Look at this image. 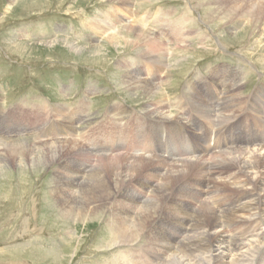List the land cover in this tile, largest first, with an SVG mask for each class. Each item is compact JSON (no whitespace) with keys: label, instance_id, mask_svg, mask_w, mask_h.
<instances>
[{"label":"rangeland","instance_id":"rangeland-1","mask_svg":"<svg viewBox=\"0 0 264 264\" xmlns=\"http://www.w3.org/2000/svg\"><path fill=\"white\" fill-rule=\"evenodd\" d=\"M17 1L0 0V124L5 129L18 130L20 125L17 121H12L11 116L17 114L16 116L34 117L35 125L26 121L28 128L25 129L28 131L19 130L18 133H9L8 139L26 142L29 148L35 150L36 147L43 148L47 143H65V141L70 143L76 140L77 148L92 150L94 147L93 151H97L95 148L99 142L104 143V153L115 155V158L113 160L111 156L107 158L111 168L105 167L104 164H107L105 162H101L103 163L101 167L106 170L105 176L109 179L107 183L116 193L114 197H117V200L114 202L115 198L112 199V204H109L112 207H108L110 210H107L106 215H104L106 207L101 204L94 211L96 213L92 215L93 217L84 216L83 220L77 219L78 222L75 221L76 219L73 222L74 212L66 214L62 205L64 202L62 199L65 198L61 194L63 191L60 193L56 189L59 176L66 174L62 165L73 162V167L86 166L84 169L88 171L99 163L96 156L84 158L82 157L84 154L77 150H67L69 154L67 152L63 154L62 162L61 160L55 162L47 170L39 173L23 170L22 167L26 165L24 163L0 171V264H114L115 258H121L122 251L127 249L131 250L130 253L135 259L140 257L138 259L140 264H150L145 258L138 256V252L145 253L151 247L155 249L151 231L160 219L161 222L168 218L172 221L174 213L170 215L166 211L168 200L163 204L161 202L162 214H155L147 222V227L150 229L147 228L138 241H134V244L129 246H113L111 239L114 235L107 219L117 207L120 209L125 206L127 209L128 205L137 206L138 203L125 201L123 192L125 189L129 191L130 188L136 187L138 181L144 183L148 180L145 169L142 173L134 175L121 173L125 181L117 185L115 177L120 174L115 175V173L123 171L128 166L125 164L129 163L127 159L134 155L150 157L159 154L165 158L166 163L180 160L185 156L194 158L191 154L198 155L195 144L192 147L194 151L185 149L182 145H175L167 155L164 152L166 136L164 125L169 127L167 139L180 142H182L180 124L192 130L194 127L192 132L194 143L200 142L202 145H204L203 140L214 130L217 133H227L233 127H235L234 131L237 130L238 126L229 123L238 116L241 117L239 123L252 122L253 119L248 116L247 111L260 123L261 128L264 126L262 115L260 113L255 115L254 110H250L249 107L250 99L256 97L253 91L259 86H264V26H262L264 12H258L257 8L264 4V0H130L133 5L127 7L118 0H38V2L31 0L34 3L30 2L28 6H20ZM249 8H253V13H249ZM124 12H126L124 15L126 21L144 25V32L149 37L161 38L160 41L162 40L164 46L159 50L161 53L159 55L166 56L169 67L163 64L155 67L152 60L141 52L142 47L148 45V38L141 43V48H126L123 49L126 51L122 50L119 53L115 49L98 61L71 55L60 47L53 49L48 44L52 38H68L70 42L82 47L91 43L105 44L106 49L111 50L113 48L106 39L114 30L110 29L102 35L96 28L101 26L106 29L110 24L117 22L116 15L119 16ZM95 23L98 25L93 28ZM124 24L118 26L119 28L116 27L115 32L123 31ZM233 34H236L237 38L232 36ZM18 38L29 47L17 51L10 49L12 42ZM221 68L225 71L218 75ZM131 70L141 72V77L147 81H155L161 86L158 99L161 98L160 100L165 103L168 113L176 116L174 120L163 119L157 115H146L144 109L153 100L143 102L140 96L130 98L129 93L128 96L126 95L125 92L129 90H125L128 87L124 85L123 75L125 71ZM233 71L240 75V81L236 82L240 84H236L235 87L231 86L233 81L230 86H226L225 83L226 88L223 89L225 86L222 85L221 80ZM154 72L156 75H152ZM215 84L217 87H214ZM242 89L244 91L242 101H245L251 93L245 109L227 124L222 126H218L217 123L209 124L212 131L208 132L206 129V136L199 135L200 133L196 131L199 124L205 126L202 123L204 119L195 112L187 93L208 100V94L212 92L214 100L211 99V102L213 105L221 103L219 104L221 110L225 108L228 94L232 90L236 92ZM261 97L262 95H259V98ZM82 99L87 100L84 107H80ZM114 104L127 109L128 113L122 111L117 113L113 110ZM59 105L69 108L68 114L73 113L75 117L69 118L66 111H63V116L60 117L56 111H53V107ZM148 123L147 130L143 131L142 127H146ZM48 128L51 129L46 132ZM238 129L240 130V127ZM145 132H149V137L144 138ZM45 135L50 136L43 137ZM122 136L125 141L121 140ZM236 136L239 135L236 133ZM0 139H2L0 152H3L8 139L2 136ZM112 139L118 141L114 142ZM132 140L136 144H130L133 143ZM241 141L245 143V140ZM192 142L193 138L188 136L187 146L191 147ZM160 145L163 148H159ZM214 148H217V152L220 150L217 154L219 155L225 149L228 151L230 147ZM183 149L189 153L185 151L183 153L187 155H181ZM0 156L3 157L4 154ZM151 166L150 164L149 168ZM231 169L222 168V172L216 174V177L225 178L233 171ZM25 170L26 174L23 172ZM83 171L85 173V170ZM85 177L81 180L85 181ZM182 180L184 181L185 177ZM159 181L162 182V178ZM207 191L211 193L210 189ZM145 192V197L151 195V191ZM238 193L233 189H222L221 195L218 196L220 199L214 198L218 199L217 202L221 203V206L224 203L225 207L232 206L229 204L239 202L240 193ZM143 197L139 198L138 195L135 199L144 200ZM66 204L70 210L69 203ZM200 204L197 206L199 207ZM81 215L76 217L79 218ZM162 229L166 233L174 231L168 224ZM68 231L76 234L77 237L70 239L66 235ZM56 252L59 255L53 259L49 253ZM227 260L230 261V257Z\"/></svg>","mask_w":264,"mask_h":264},{"label":"bare ground","instance_id":"bare-ground-1","mask_svg":"<svg viewBox=\"0 0 264 264\" xmlns=\"http://www.w3.org/2000/svg\"><path fill=\"white\" fill-rule=\"evenodd\" d=\"M35 1L38 2V0H34V2ZM118 1L125 4L126 7L133 5L132 3H130V0ZM17 2L20 6H28L32 1L18 0ZM257 8L258 12H264V4L259 5ZM248 10L249 13H253V8H249ZM125 14L126 12H124V14H120L119 16L116 15L118 23L114 22V24H110L106 29L102 28L101 26L96 28L97 30H100L99 33L102 35L107 31L109 32L110 29L114 30L106 39L107 43H109V45L113 48L111 50H107L105 44L92 45L91 43V45L89 46L85 45L86 47H82L80 45H77L75 42H70L71 40L69 41L67 37V39L52 38L50 41L47 40L48 44L53 49L60 47L62 48V50L65 49L71 55L84 57L86 60L93 59L98 61L102 56L109 54L115 49L118 53L126 48L137 49L140 47L141 43L148 38V45L142 47V51L141 49L139 50L146 57H149L150 60H152V62L155 64V67H158L159 64H163L164 66L168 65L169 67L170 64L169 62H167L166 56L159 55L161 54L159 53V50L162 46H164L162 40L160 41L161 38L149 37L148 34L144 32V25L142 26L138 23L137 25L129 23L128 21H126V18L124 16ZM256 21L255 24L257 23ZM122 24H124V26H122L123 31H119L118 29L119 32H115L116 27H121ZM97 25L98 23H95L93 25V28ZM262 26H264V22L262 23ZM168 30L170 32V29ZM178 35H176L175 37L177 38ZM232 36L237 38L236 34H233ZM63 37L65 38V35ZM118 39L120 41H118ZM21 41L18 38V40L12 42L14 48H12V45H10V49L17 51L29 47ZM46 47H48V45H46ZM257 47H259V45ZM156 69L157 68H155V70ZM222 71H225V69L221 68L218 72V75L222 73ZM125 72L126 73L123 75L124 85H127L128 88H126L124 85L123 86L124 88H126L125 90H129L125 92L126 95L128 96L129 93L130 98L133 96H140L141 99H143V102L153 100L152 103L149 102L150 104H147L144 109L145 113H147L146 115H157L158 117H161L163 119H175L176 116H174L172 113L170 114L167 112V108L164 105L165 103L160 100L161 98L158 99V96L161 93V86L157 82L147 81L144 77H141V72H137L135 70ZM152 75H156V72H154ZM223 78L224 79L221 80L223 86H225V83L227 84L226 86H230V83L232 81L233 83L231 84V86H235L237 84L236 82L240 81V75H238L235 71H233L232 73H228L227 77L224 76ZM226 86L223 87V89L226 88ZM214 87H217V84H215ZM243 89L241 91L235 90L236 92L232 90V92L228 94V101L224 106L225 108H222L221 110L219 109V104L221 103H219L218 105H213V103L211 102V99H213L212 92L208 94V100H202L200 97L193 93L187 94L190 98L191 104L195 109V112L199 116H201L207 123L211 122L208 123L210 125H214L217 123L218 126H222L223 124H227L228 122L233 120L241 110L245 109V106L250 99L249 95L251 93L248 95V98L245 101H242L244 99V96L242 95L244 92ZM263 89L264 86H259L255 89V91H253L256 97H253V100L252 98L250 99L249 107L250 110H254L255 115L257 113H260L262 115V119L264 120ZM130 91L137 92L130 93ZM220 91H222V89ZM219 94L220 93L217 92L218 96H220ZM259 95H262V97L259 98ZM80 101V107H84L87 100L85 101V99H82ZM114 107L115 108L113 110L117 111V113L119 111H122L123 113L127 112V109H124L118 104ZM45 109H47L46 106ZM68 109L69 108L64 107L63 105L53 107V111H56L60 115V117L63 116V111H66L69 118L75 117L73 116V113H71L70 115L68 114ZM34 119L35 118H33L32 120ZM19 120L20 121L18 122L21 123L19 126L20 129L18 130L10 128L5 129V127L0 124V136H2L4 139H8L9 133H18L19 130L25 131V128H28L25 116H21ZM27 121L31 123V121H29V118H27ZM176 124L178 125V123ZM234 128L235 127L230 128V130L227 131V137H225L222 141H217V147H219L220 142L225 143L237 137L235 133L236 130H233ZM50 129L51 128H48L46 132L50 131ZM236 129L239 130L238 127ZM116 133L117 131L114 134L116 135ZM138 133L139 132H137V134ZM250 134L253 135L254 132ZM47 136L50 135H45L43 137ZM123 138L124 136H122L121 140ZM113 141H118V139ZM123 141L125 140L123 139ZM76 142V140H72L70 143L66 141L65 143H47L43 148L40 149V147H36L37 150H35L29 148L26 142L9 138L7 141V146L4 147L3 150L1 149L3 152H0V155L4 154L3 157L0 156V171L24 163L26 165L22 167L23 170L26 169L35 173H39L43 170H47L51 164L60 161L63 157V154L70 149L71 151L77 150L82 152L84 154L82 155V157L84 158L96 156L99 159V163L95 166H92L91 169L88 170L89 172L86 171L87 169H84L86 166H83L82 168L75 165V167H73V162H71V164L69 162H66L65 164L62 163V169L65 170L66 174H61V176H59L60 180L56 181V189L57 192L60 193L61 191H63L61 194L62 197L65 198L61 199L64 201L62 205L66 214H72L74 212L73 222L75 219L76 222H78L77 219L83 220L84 216L89 217L90 215V217H93L92 215L96 213L94 211L100 206V204L106 207L104 213V215H106L107 210L111 206L109 204H112V199L115 198L114 196H116V193L107 183L108 178L105 176L106 170L104 171L103 166L101 167V165H103V163L101 162L107 163L104 164V166L111 168V165H109L110 161L107 158L108 156H111L110 158L113 160L115 158V155L104 153V143L99 142V144L96 146L97 148H95L97 149V151H93L94 147L92 148V150H88V148H77ZM131 142L133 143L130 144H136L133 140ZM239 143L245 145L249 144L250 142L245 141V143H243L241 141ZM194 144V147L196 148L195 151L198 152V155H194V158L185 156L180 160L174 158L177 161H167L166 163L165 158H163L159 154L150 157H146L143 155H134L130 156V159H127V161L129 160V163H125L128 164V166L123 169V171L120 170L117 171V173H115L116 171H113L115 175L120 174L115 177L117 185L125 181V178L121 173H125L124 175H134L136 173H142L146 169V176H148V180H145L146 182L144 181L143 183V181H138L136 187L130 188L129 191L128 189H125L123 192V199L125 201H129V203L134 204L138 203V205H133L132 207H129L130 205H128L127 209L125 208V206L124 208L120 209H117V207L113 212H111L110 217L107 219L108 226H110L111 232L114 235V238L111 239V242H113V246H129L133 245L134 241H138V238L141 237L144 231L148 228L147 222L150 221L155 214H162L163 208L161 202L163 204L168 200L169 203L166 204V211H168L170 215L174 213V215L172 216V218H174L172 220L173 222L169 221L170 219L168 218L169 220L165 219L164 222H161L160 219V222L155 224V227L151 231V235L153 236V239L155 241L153 243L155 249L150 246L151 249L149 251L146 250L145 253L138 252V256H142L143 258H145V261L150 262V264H264V140L259 139L258 141H255L254 139V146H228L230 147L228 151L225 149V151H223V153H220L219 155L217 154L220 152V150H218L217 152V148L211 149L210 146H206L205 144L202 145L200 142ZM159 148L163 147H161L160 145ZM185 151L186 153H189V151L183 149L181 150L180 154L187 155L183 153ZM212 152L217 153L213 154ZM67 154L69 153L67 152ZM150 164L152 165L151 168H149ZM224 167L225 169L226 167H228L229 169L232 168L233 171H231V173L228 174V176H226L225 178H221L219 176L216 177V174L222 172V168ZM26 170L23 171L24 174L27 173ZM83 170H85V173ZM198 173H201V175H198ZM8 175H6V177ZM84 176H86V179L85 181H82L81 178ZM176 177H178L179 179H175ZM184 177L185 180L183 181L182 179H184ZM160 178H162V182L159 181ZM209 189L211 193H207V190ZM222 189H233L234 191L239 192V202L229 204L232 206L225 207V203L223 206H221V203L217 202L218 199L216 198L221 195L220 193ZM147 190L151 191V195L145 197V191ZM82 193L84 195H81ZM211 194L215 195L213 196ZM138 195L139 198L144 196L145 199H135ZM116 200L117 197L114 199V202H116ZM66 202L69 203L70 210L67 208ZM121 202L123 201L121 200ZM199 203L201 204L198 207L197 204ZM90 209L93 211H90ZM77 215H81L82 217L80 216L79 218H77ZM167 224L168 226L173 228L174 231H168V233H166V231L163 232L162 228ZM188 227H190V231H188ZM230 228L231 232L229 231ZM66 235L70 239H74L77 237V235H74L71 231H68ZM122 252L123 253L120 255L121 258H115L114 264H140L138 261L140 257H138V259L132 257L130 249L129 251L127 249V251ZM49 254L51 257L53 256V259H55L57 255H59L57 252ZM228 257H230V261L227 260Z\"/></svg>","mask_w":264,"mask_h":264}]
</instances>
